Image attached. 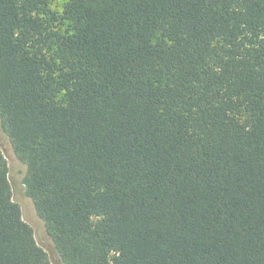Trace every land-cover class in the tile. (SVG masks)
<instances>
[{
    "label": "trees",
    "instance_id": "obj_1",
    "mask_svg": "<svg viewBox=\"0 0 264 264\" xmlns=\"http://www.w3.org/2000/svg\"><path fill=\"white\" fill-rule=\"evenodd\" d=\"M0 0V126L63 264H264V0ZM0 264H51L0 151Z\"/></svg>",
    "mask_w": 264,
    "mask_h": 264
},
{
    "label": "rangeland",
    "instance_id": "obj_2",
    "mask_svg": "<svg viewBox=\"0 0 264 264\" xmlns=\"http://www.w3.org/2000/svg\"><path fill=\"white\" fill-rule=\"evenodd\" d=\"M65 1L52 0L51 7L60 10ZM0 151L8 164V179L12 190V199L18 204L23 220L33 227L36 242L47 253L51 264H63L54 249L51 239L45 232L43 224L35 215L32 201L25 195L23 179L26 174V167L16 159L1 126Z\"/></svg>",
    "mask_w": 264,
    "mask_h": 264
}]
</instances>
